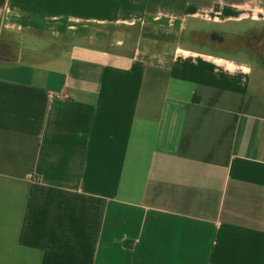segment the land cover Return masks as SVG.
<instances>
[{
    "label": "crops",
    "instance_id": "crops-1",
    "mask_svg": "<svg viewBox=\"0 0 264 264\" xmlns=\"http://www.w3.org/2000/svg\"><path fill=\"white\" fill-rule=\"evenodd\" d=\"M261 21L0 0V264H264V76L205 44Z\"/></svg>",
    "mask_w": 264,
    "mask_h": 264
},
{
    "label": "rangeland",
    "instance_id": "rangeland-1",
    "mask_svg": "<svg viewBox=\"0 0 264 264\" xmlns=\"http://www.w3.org/2000/svg\"><path fill=\"white\" fill-rule=\"evenodd\" d=\"M261 22L262 24L252 32L242 33L238 36L226 35L223 44H216L211 41L205 42V44L210 45L214 50H231L233 52L240 50L244 52L247 60L253 65L254 70L264 76V21ZM150 33L151 36L164 37L162 33L145 32L146 35Z\"/></svg>",
    "mask_w": 264,
    "mask_h": 264
}]
</instances>
